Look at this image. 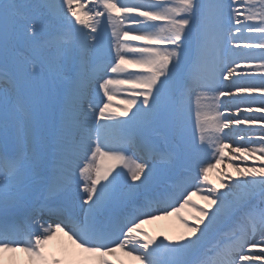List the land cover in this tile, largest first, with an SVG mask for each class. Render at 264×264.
I'll return each mask as SVG.
<instances>
[{"label": "snow or ice", "instance_id": "6c2138e0", "mask_svg": "<svg viewBox=\"0 0 264 264\" xmlns=\"http://www.w3.org/2000/svg\"><path fill=\"white\" fill-rule=\"evenodd\" d=\"M0 264H264V0H0Z\"/></svg>", "mask_w": 264, "mask_h": 264}, {"label": "rangeland", "instance_id": "374dc122", "mask_svg": "<svg viewBox=\"0 0 264 264\" xmlns=\"http://www.w3.org/2000/svg\"><path fill=\"white\" fill-rule=\"evenodd\" d=\"M194 131H195V129H194V118H193V128H192V132L194 133ZM209 179L211 180V178H209ZM217 179L214 182L215 185H218L219 184V182L217 181ZM219 187H220V184H219ZM195 200H196V205L197 206H205L206 205V202L203 201L202 199H200V197L198 195L197 196H193L192 202H194ZM192 214L193 213L189 209H187L185 211V213H182V215H185V216H190ZM167 221L168 222H166V228H165L163 234H167V235L172 236L174 238L176 235H178L179 233H182L184 231L183 227L178 223V221L175 219V217H170V218H168ZM189 222H191V221H189ZM148 228L150 229V231H152V228L151 227H148ZM150 234H152V235L159 234L160 235L161 232L159 230H157L156 233H154V231H153Z\"/></svg>", "mask_w": 264, "mask_h": 264}, {"label": "bare ground", "instance_id": "6f19581e", "mask_svg": "<svg viewBox=\"0 0 264 264\" xmlns=\"http://www.w3.org/2000/svg\"><path fill=\"white\" fill-rule=\"evenodd\" d=\"M235 177V176H234ZM162 224L166 225V222H163Z\"/></svg>", "mask_w": 264, "mask_h": 264}]
</instances>
